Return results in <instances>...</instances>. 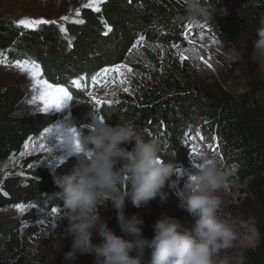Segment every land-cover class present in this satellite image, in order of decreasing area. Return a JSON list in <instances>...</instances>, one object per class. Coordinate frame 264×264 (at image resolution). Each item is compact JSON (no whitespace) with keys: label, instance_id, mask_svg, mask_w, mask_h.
Masks as SVG:
<instances>
[{"label":"trees","instance_id":"16d2710c","mask_svg":"<svg viewBox=\"0 0 264 264\" xmlns=\"http://www.w3.org/2000/svg\"><path fill=\"white\" fill-rule=\"evenodd\" d=\"M210 6L216 7V12L204 24L252 53L264 20V0H210ZM99 8L96 12L80 7L66 20L36 29L17 26L2 16L0 56L15 62L36 61L43 80L68 88L73 98L67 109L78 131H88L92 116H103L113 126L130 122L145 139L158 138L162 157L172 161L187 154L183 143L188 123L195 116H204L210 121L206 129L219 141V152L236 163L240 174L258 169L264 172V93L258 101L250 99L229 106L225 114L226 100L232 99L229 94L223 97L209 87L192 91L191 85H201L181 80L170 71L151 74L144 64L132 61L140 37L146 45L141 47L140 57L150 62L156 61L154 52L158 47L183 41L179 36L182 32L188 34L191 24L184 0H103ZM223 8H227V14L222 13ZM81 20L83 23H79ZM120 63L133 68V95L122 93L116 101L98 106L88 90L72 86L74 79H90L101 69ZM260 83L252 81L251 85L264 89ZM26 95L19 84L0 87V167L19 155L30 138H38L60 118L58 112L22 114L20 107ZM125 146L131 150L134 142ZM35 157L23 160L0 183V210L17 204L25 208L19 215L0 221V264H56L50 256L38 254L31 239L40 232L36 225L40 209L50 211L63 206L53 172L69 173L76 156L53 168L29 167ZM262 180L257 195L264 202V177ZM125 212L130 216L126 208ZM258 232L264 240V227ZM256 253L263 262L264 248Z\"/></svg>","mask_w":264,"mask_h":264},{"label":"rangeland","instance_id":"374dc122","mask_svg":"<svg viewBox=\"0 0 264 264\" xmlns=\"http://www.w3.org/2000/svg\"><path fill=\"white\" fill-rule=\"evenodd\" d=\"M100 3L98 0H0V17L7 16L14 23L22 18L45 19L58 23L62 17H68L77 12L80 7L92 5L90 8L95 9V7H99ZM188 26H190L187 30L188 34L182 32L179 36L183 41L155 49L156 61L150 62L140 57L141 47L143 45L146 47L143 41L134 47L136 53L133 55L132 61L144 64L151 74L170 71L181 80L198 82L201 87L191 85L192 91H201L202 87H209L223 97L225 93L229 94L232 99L226 100L225 114H227L229 106L245 103L250 99L258 101L264 93V89L253 87L251 82L259 81L264 85V54L255 49L249 53L248 48H245L244 45L213 31L207 24L203 23L198 27L191 24ZM0 61H3L0 62V87L19 84L27 92L20 107L21 113L43 112L42 101L37 99L35 103L31 102L33 97L39 96L40 89L36 80L29 73L22 72L17 68L15 61L2 56H0ZM120 64H126L132 69L131 72L125 70L124 83H120V77H117L115 82L94 86L90 78L82 82L84 85L82 89L92 92L96 99L102 100L104 103L116 101L122 93L133 95L134 91L131 89V81L135 77L133 68L127 63ZM40 79L43 80L42 77ZM125 88L128 89L127 92L124 91ZM91 99L93 100L92 97ZM69 101L59 109L52 107L45 112H58L60 118L54 125L47 128L51 129L49 133L44 131L38 138L27 141L28 147L24 146L21 152L24 155L20 153L11 157L0 167V183L10 171L30 157L36 156L35 158H37L32 163L34 168L38 166L53 168L74 154L66 139V134L71 129H76L71 113L67 109ZM209 123L210 121L204 116H195L188 123L186 139L183 143L187 154L182 158L172 160L179 172L174 173L162 189L166 194V199L161 200L157 196L148 205L140 208L134 207L130 201H127L126 210L130 216L137 214L143 218V235L148 239L154 236L155 222L163 216L190 224L192 217L181 206V199L177 193L183 188L181 185L185 183L187 173L197 169L194 162L200 163L201 155L206 154L217 160L229 173L227 186L216 193L222 201L220 208L222 212H219L224 215L225 219L234 218L243 227L250 229L247 243L241 245L232 243L231 247L221 249L214 255L213 264H264L262 258L258 257L256 253L263 251L264 248V240L258 232L260 227H264V202L257 195V191L262 188L264 172L258 169L251 174H240L236 163L227 161L219 152V141L213 137L210 130L206 129V125ZM41 143L44 144L45 150L39 147ZM193 146L199 149V155H194L191 152ZM171 181L176 183L172 184ZM248 202L250 204H246ZM54 208L58 209L56 213H52V209L50 211L40 209L36 224L40 232L31 239V243L38 254L44 253L50 256L56 264H67L64 260V253L70 251L72 245V238L66 234L69 210L63 206ZM22 211L16 207L2 209L0 210V221L19 215ZM98 212L102 218L107 220L109 228L121 234L116 219V210L110 202L98 206ZM92 239L95 243H99L101 240L95 234ZM145 256L146 258L150 256V250H146ZM255 259L257 260L255 261ZM71 264H97V258L95 253L78 254Z\"/></svg>","mask_w":264,"mask_h":264},{"label":"clouds","instance_id":"9594fccd","mask_svg":"<svg viewBox=\"0 0 264 264\" xmlns=\"http://www.w3.org/2000/svg\"><path fill=\"white\" fill-rule=\"evenodd\" d=\"M184 6L194 27L212 20L216 12L210 0H184ZM221 11L227 14L228 10ZM261 24L253 43L254 49L264 54V20ZM78 133L66 134L76 156L72 170L63 175L53 172L63 207L69 210L66 234L72 245L64 253L67 264L78 254L92 253L97 264H213L215 254L231 247L235 233L220 219L222 201L216 195L227 186L229 173L217 160L202 154L200 167L187 173L177 193L192 222L163 216L155 222L154 236L148 239L143 235V218L127 215L125 208L127 201L140 208L157 196L166 199L162 189L179 170L162 157L159 139H145L130 122L113 126L96 116H92L87 132ZM133 142L129 150L125 145ZM109 202L116 210L121 234L99 215L98 206ZM94 234L101 238L99 243L93 241ZM146 250H150L147 258Z\"/></svg>","mask_w":264,"mask_h":264},{"label":"snow or ice","instance_id":"6c2138e0","mask_svg":"<svg viewBox=\"0 0 264 264\" xmlns=\"http://www.w3.org/2000/svg\"><path fill=\"white\" fill-rule=\"evenodd\" d=\"M98 2H102V0H98ZM88 6L91 7L92 5H88ZM94 10L96 12H99L100 8L95 7ZM62 19L66 20L67 17H62ZM55 23L56 21H50V20H45V19H30V18H22L21 20L16 22L17 26H23L24 28H32V29H35L36 27L40 25L55 24ZM79 23H83V21L81 20L79 21ZM143 39H144L143 37H140L137 43H140ZM0 62H3V61H0ZM15 64H16V67L19 68L22 72L29 73L32 76V78L36 80L39 86V89H40L39 96L33 97L31 102L35 103L37 99L39 101H42V104H43L42 111L43 112L49 111V109L52 107H56L57 109H59L63 107L68 100H71L73 98V95L68 90V88L64 86L56 85L53 83H49L48 80H41L40 77L43 74L42 69H41L40 64L37 63L36 61L17 60ZM125 70L127 72L132 71V69L129 68L126 64H116V65H113L112 67H105L101 69L99 72H97L96 74L92 75L91 77L92 85L102 86L110 82H115L117 77H120L119 79L120 83H124L125 79L123 77H124ZM85 80H86V77L81 76L77 79L72 80L71 83L76 89H82L84 87L82 82ZM124 91L127 92L128 89L125 88ZM88 95L93 98L96 105H100L104 103V101L96 99V97L93 95L92 92H89ZM100 119L104 120L105 118L102 116L100 117ZM50 131L51 129H45L46 133H49ZM70 131L76 136L79 135L78 130L75 128L71 129ZM201 139H203V136H201ZM76 146L79 147L78 141H76ZM25 147L26 148L28 147V143L25 144ZM39 147L42 150H45V146L43 143H41ZM191 152L194 155H199V149L196 146H193L191 148ZM21 155H24V153H21ZM194 163L197 168L200 167L199 162H194ZM29 167H32V165H29ZM4 194L7 195V193H4ZM14 207H16L17 209L21 211L24 209V205L22 204H17ZM57 211H58L57 208L52 209V213H56Z\"/></svg>","mask_w":264,"mask_h":264},{"label":"bare ground","instance_id":"6f19581e","mask_svg":"<svg viewBox=\"0 0 264 264\" xmlns=\"http://www.w3.org/2000/svg\"><path fill=\"white\" fill-rule=\"evenodd\" d=\"M197 169H193L195 171ZM187 179V178H186ZM185 179V180H186ZM184 185V183H183ZM183 185H181L183 187ZM222 212V211H220ZM218 213L220 219L225 221L229 227L233 230L235 233V239L232 242L233 244L241 245L243 243L248 242V237L250 236V229L248 227H243L236 219L234 218H224V215L222 213Z\"/></svg>","mask_w":264,"mask_h":264}]
</instances>
